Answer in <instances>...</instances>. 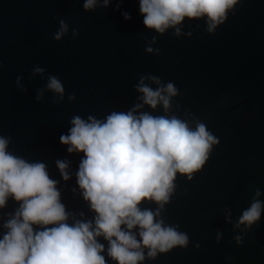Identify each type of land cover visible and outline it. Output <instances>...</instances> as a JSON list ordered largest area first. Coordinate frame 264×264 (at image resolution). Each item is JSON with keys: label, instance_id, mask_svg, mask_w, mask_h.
<instances>
[{"label": "water", "instance_id": "water-1", "mask_svg": "<svg viewBox=\"0 0 264 264\" xmlns=\"http://www.w3.org/2000/svg\"><path fill=\"white\" fill-rule=\"evenodd\" d=\"M84 3L0 0V138L8 141L6 151L43 163L56 181L64 222H91L94 229L98 214L77 177L85 154L69 153L71 145L60 142L74 117L105 123L114 112L131 111L175 117L193 131L203 124L215 142L201 168L177 172L167 202L138 205L154 213V222L187 234V245L149 256L141 244L144 259L137 264H264V208L251 226L239 223L254 200L264 204V0H236L212 31L205 15L185 17L163 33L144 25L140 0H109L107 6L96 0L88 10ZM61 21L68 31L56 40ZM50 76L62 83V94L47 88ZM141 78L153 90L174 85L175 95L162 92L167 109L163 101L154 108L144 103ZM57 161L67 163L68 179ZM22 203L9 194L0 206V239ZM55 226L32 225L34 232ZM121 227L142 240L139 225ZM96 240L106 264H118L104 235Z\"/></svg>", "mask_w": 264, "mask_h": 264}, {"label": "clouds", "instance_id": "clouds-1", "mask_svg": "<svg viewBox=\"0 0 264 264\" xmlns=\"http://www.w3.org/2000/svg\"><path fill=\"white\" fill-rule=\"evenodd\" d=\"M108 2L104 0V5ZM95 3L96 0H85L83 6L88 10ZM235 3L236 0H140V12L144 25L160 33L180 24L185 17L205 15L210 20L208 30L212 31L224 22L227 10ZM124 16L131 18L127 13ZM67 31L68 25L61 21L54 39L60 40ZM179 31L177 28L176 33ZM76 35L77 30H73V36ZM137 87L144 94V103L153 108L159 101L168 108L169 99L162 95L163 91L169 96L176 94L172 83L153 90L141 78ZM47 88L64 92L55 76L49 77ZM89 120L90 123L74 117L73 127L68 135L60 136V142L71 145L69 153L85 154L77 177L84 198L98 214L94 229L91 222L78 221L74 226L65 223L67 214L59 202L56 181L49 178L46 166L11 155L6 151L8 141L0 138V206L5 205L9 194L23 201L15 216L4 225L9 231L0 239V264H106L100 254L104 245L96 240L101 234L109 242L108 255L118 264L143 260V252L137 251L141 244L149 248V256H155L157 249L166 252L173 246L187 245V234L163 227V221L154 222V213L142 211L138 205L144 199L167 202L176 173H192L201 168L215 142L213 136L203 124L193 131L175 117H153L148 113L136 116L131 111L114 112L105 123L91 117ZM57 165L64 179H68L67 163L57 161ZM259 195L257 190L256 196ZM262 208L264 204L254 200L239 223L251 226L260 219ZM33 224L57 226L34 232ZM122 225L129 230L139 225L142 240L137 241Z\"/></svg>", "mask_w": 264, "mask_h": 264}]
</instances>
